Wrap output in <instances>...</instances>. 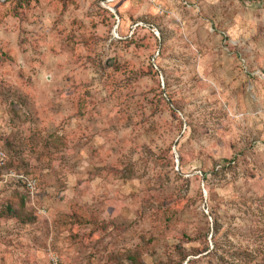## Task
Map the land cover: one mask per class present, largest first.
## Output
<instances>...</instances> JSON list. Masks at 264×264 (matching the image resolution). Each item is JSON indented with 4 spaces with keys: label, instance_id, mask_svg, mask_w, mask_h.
<instances>
[{
    "label": "rangeland",
    "instance_id": "obj_1",
    "mask_svg": "<svg viewBox=\"0 0 264 264\" xmlns=\"http://www.w3.org/2000/svg\"><path fill=\"white\" fill-rule=\"evenodd\" d=\"M0 264H264V0H0Z\"/></svg>",
    "mask_w": 264,
    "mask_h": 264
},
{
    "label": "built area",
    "instance_id": "obj_2",
    "mask_svg": "<svg viewBox=\"0 0 264 264\" xmlns=\"http://www.w3.org/2000/svg\"><path fill=\"white\" fill-rule=\"evenodd\" d=\"M29 187H30L31 191H34V189L36 188V185L29 183Z\"/></svg>",
    "mask_w": 264,
    "mask_h": 264
},
{
    "label": "trees",
    "instance_id": "obj_3",
    "mask_svg": "<svg viewBox=\"0 0 264 264\" xmlns=\"http://www.w3.org/2000/svg\"><path fill=\"white\" fill-rule=\"evenodd\" d=\"M8 214L15 215V213L12 211V209H11V208H8Z\"/></svg>",
    "mask_w": 264,
    "mask_h": 264
}]
</instances>
